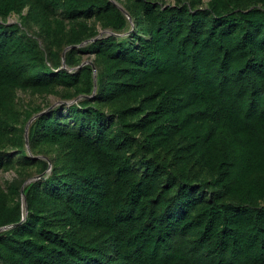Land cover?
<instances>
[{
	"label": "trees",
	"instance_id": "1",
	"mask_svg": "<svg viewBox=\"0 0 264 264\" xmlns=\"http://www.w3.org/2000/svg\"><path fill=\"white\" fill-rule=\"evenodd\" d=\"M127 1L133 21L111 0H0V18L31 5L47 32L61 13L103 65L98 83L70 72L0 22V141L22 157L16 90L100 89L32 125L31 145L62 155L27 206L0 188V264H264V0ZM91 17L126 35L97 39ZM16 162L0 150V172Z\"/></svg>",
	"mask_w": 264,
	"mask_h": 264
},
{
	"label": "rangeland",
	"instance_id": "2",
	"mask_svg": "<svg viewBox=\"0 0 264 264\" xmlns=\"http://www.w3.org/2000/svg\"><path fill=\"white\" fill-rule=\"evenodd\" d=\"M117 6H119L129 19L132 20L130 14L127 10L129 3L127 0H111ZM209 0H204L202 5H206V2ZM160 3L172 4L175 5L178 0H159ZM24 17L19 14L12 13L10 16L6 18H0V22L4 21L9 26H18L21 29L22 34L27 35L32 39L34 43H36L45 57L50 58V49L59 52L61 56V65L62 67L72 71H80L81 67L90 65L94 67L95 77L97 82V74L103 68V65L98 63V59L96 54L91 52H81L80 48L88 47L91 42L95 39L85 40L83 44H79L76 49L73 48L74 45H69L67 41V37L70 36L72 24L69 20L65 21V28L63 22V15L61 13H56L52 15V30L49 32L44 30L43 21L37 18L34 14L31 5H28L24 12ZM62 21L61 25L59 22ZM81 21L87 22L90 26L95 27L98 30L97 39L107 38L108 36H125L126 34H118L114 32L111 28L107 27L104 23L98 21L95 17H91L89 19L82 18ZM59 26V28H58ZM79 26V22L76 24ZM132 27H134V23H132ZM129 34V33H127ZM75 51L76 59H80L79 65H68L66 63V56ZM49 65L54 68L52 62ZM76 69V70H75ZM98 71V72H97ZM98 83V82H97ZM96 83L93 95L85 96V95H76L75 89H70L63 85H58L51 89L50 91H33V90H21L18 89L13 94V108L14 111L18 114V122L16 123V127L20 128L18 134H22L26 136L27 146L24 148L27 151L28 156L22 157L21 150L9 143L5 140L0 141V150L7 151L10 156L14 158L16 163L9 166V168H4L0 172V188H3L6 191H9V188L13 182H17L21 186V195L20 198L26 201V197H24L22 191L31 181H38L43 177H47V175L52 174L53 164L57 157L61 156L60 147L53 145H41L39 147L34 146L29 142V132L33 124L37 122V120L45 114H51L57 110L66 111L68 107L73 104H80L84 100H88L92 103L95 102V95L99 92V86ZM105 111L110 112L113 107L109 105H102ZM32 115L30 119L26 117L28 115ZM1 121V118H0ZM25 129V131H23ZM21 130L23 132H21ZM26 160L29 163H26ZM41 162L48 163V169L44 172L41 171ZM44 179V178H43ZM18 199V197H16ZM26 206V203H25ZM27 210V208L25 207ZM11 227V226H10ZM10 227H6L0 232L9 229Z\"/></svg>",
	"mask_w": 264,
	"mask_h": 264
},
{
	"label": "water",
	"instance_id": "3",
	"mask_svg": "<svg viewBox=\"0 0 264 264\" xmlns=\"http://www.w3.org/2000/svg\"><path fill=\"white\" fill-rule=\"evenodd\" d=\"M23 191H24V190H23ZM25 203H26V206H27V202L24 200V204H25ZM3 229H5V228H1L0 231L3 230Z\"/></svg>",
	"mask_w": 264,
	"mask_h": 264
}]
</instances>
